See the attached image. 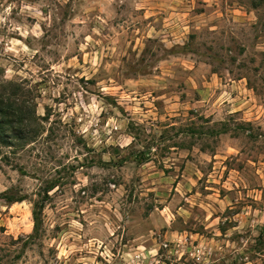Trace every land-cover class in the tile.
<instances>
[{"label": "rangeland", "instance_id": "rangeland-1", "mask_svg": "<svg viewBox=\"0 0 264 264\" xmlns=\"http://www.w3.org/2000/svg\"><path fill=\"white\" fill-rule=\"evenodd\" d=\"M0 79V264H264V0H0Z\"/></svg>", "mask_w": 264, "mask_h": 264}, {"label": "trees", "instance_id": "trees-1", "mask_svg": "<svg viewBox=\"0 0 264 264\" xmlns=\"http://www.w3.org/2000/svg\"><path fill=\"white\" fill-rule=\"evenodd\" d=\"M24 87L21 83L16 81H5L0 79V153L1 147H12L17 149L19 147L30 144L36 140V136L40 133L30 131L28 126L35 123L38 127L42 126L40 121L47 120L45 115H37L34 108L33 99H25L26 96L22 92ZM28 104L29 112H26ZM26 114H25V113ZM226 132V128L219 130H212V133L218 135ZM15 153V151H13ZM143 155V153H142ZM138 160L144 161V157H139ZM1 160L8 162L6 154L1 155ZM22 170V169H20ZM56 181H52L44 190V196L47 197V192L57 186ZM45 197L40 198L33 203L32 219H33V233L37 234L39 226L41 225V213L46 202ZM2 198L8 203L22 200L23 198H15L13 196L4 195Z\"/></svg>", "mask_w": 264, "mask_h": 264}]
</instances>
